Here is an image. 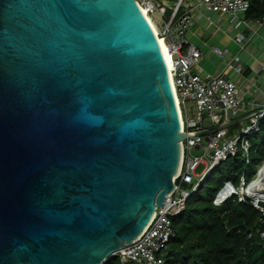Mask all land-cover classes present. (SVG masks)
I'll use <instances>...</instances> for the list:
<instances>
[{
	"label": "water",
	"instance_id": "1",
	"mask_svg": "<svg viewBox=\"0 0 264 264\" xmlns=\"http://www.w3.org/2000/svg\"><path fill=\"white\" fill-rule=\"evenodd\" d=\"M181 131L136 0H0V264L122 253L175 190Z\"/></svg>",
	"mask_w": 264,
	"mask_h": 264
},
{
	"label": "built area",
	"instance_id": "2",
	"mask_svg": "<svg viewBox=\"0 0 264 264\" xmlns=\"http://www.w3.org/2000/svg\"><path fill=\"white\" fill-rule=\"evenodd\" d=\"M136 1L140 8L147 10L149 16L158 13L162 19V30L158 31V37L169 50L173 67L170 74L182 115L181 133L187 138L181 143L182 163L179 175L174 180V192L167 197L163 208L156 210L151 223L138 240L125 246L123 252L116 256L120 257L122 264H130L125 259L139 264H163L168 245L175 236L173 219L183 213L187 200L221 163L236 157L241 151L248 164L251 140L259 134L264 119V101L249 103L252 110L247 113L239 86L231 78L244 72L239 56L228 60L221 73L204 75L199 66L202 51L185 35L202 18L216 31L221 29L218 25L224 21L234 30L247 29L256 35L264 27V17L259 20L246 18L251 0H198L195 4L176 0L171 6H167L163 0ZM216 16L219 17L217 24L213 20ZM245 40L242 33L235 37L239 45H243ZM213 52L221 58L227 53L218 48H214ZM237 120L240 122L226 127ZM211 129L218 130L199 135ZM194 152L201 155H194ZM261 167H264V163ZM259 175L248 185L244 178L238 187L231 182L226 183L214 204L220 206L234 197L239 202L249 199L253 207L264 213V206H261L264 200L247 194ZM260 235L264 239V233Z\"/></svg>",
	"mask_w": 264,
	"mask_h": 264
},
{
	"label": "trees",
	"instance_id": "3",
	"mask_svg": "<svg viewBox=\"0 0 264 264\" xmlns=\"http://www.w3.org/2000/svg\"><path fill=\"white\" fill-rule=\"evenodd\" d=\"M263 17L264 0H251L246 18ZM248 161L240 151L221 163L191 195L183 213L173 219L175 236L163 264H264V239L260 235L264 233V213L249 199L239 202L234 197L220 206L214 204L226 183L238 187L242 178H250L247 185L255 179L264 163V119L259 134L251 140ZM105 264L122 263L115 256Z\"/></svg>",
	"mask_w": 264,
	"mask_h": 264
},
{
	"label": "crops",
	"instance_id": "4",
	"mask_svg": "<svg viewBox=\"0 0 264 264\" xmlns=\"http://www.w3.org/2000/svg\"><path fill=\"white\" fill-rule=\"evenodd\" d=\"M217 19H219V17H214ZM206 20L205 18L200 19L195 27L194 30H192L189 34H190V41L192 42L194 39L195 41H197V43L192 42L194 44H196L202 51V59H209L211 55L217 56L219 59L224 60L225 56L227 54H229V51L227 49L225 50H221L218 46H214V47H208L206 41L203 40V27H201L200 23L202 20ZM221 23H223V27L224 24L231 26L230 24L221 21ZM233 28V27H232ZM221 32L224 31V29L220 30ZM218 31H213V35H216ZM235 31H239V30H235ZM244 34L246 37L245 42L243 43V47L242 51L243 54L242 56L240 55H236L239 56V58L241 59V62L244 66V72L241 75H233L231 76V78L237 83V85L239 86L240 92H241V98L244 101L246 107H245V111L247 113L251 112L252 108L249 105V103H255V104H259L262 103L264 101V27L261 28V30L258 32V34H253L252 32H250L247 29H242L239 33H237L234 37H233V41L235 42V37L238 34ZM199 41V43H198ZM237 44V43H236ZM224 45V44H223ZM228 45L225 44V46ZM239 45V44H237ZM241 46V45H240ZM250 48V50L246 53V48ZM208 48V51H206V49ZM214 48H218L221 51H226L227 53L225 54L224 58L219 57L218 55H216L213 52ZM244 51H245V55H244ZM235 57V56H233ZM232 57V58H233ZM231 58H229L230 60ZM224 63V62H223ZM226 66V64H225ZM225 66L221 69L218 67V69L214 70V68L209 67V69H206L205 67L201 68L203 70L204 75H208V76H212V75H216L221 73L224 69ZM212 71V72H210Z\"/></svg>",
	"mask_w": 264,
	"mask_h": 264
},
{
	"label": "rangeland",
	"instance_id": "5",
	"mask_svg": "<svg viewBox=\"0 0 264 264\" xmlns=\"http://www.w3.org/2000/svg\"><path fill=\"white\" fill-rule=\"evenodd\" d=\"M163 1L165 2V4L167 6H171L172 3H174L176 0H167V1L163 0ZM188 1L189 2L192 1L193 4H195L198 0H187V2ZM150 17H151L153 23L155 24V26L157 27L158 31L161 32V30H162V28H161L162 19H161L160 15L158 13H153L150 15ZM166 19H167V17L165 18V20ZM213 20L215 21V23L217 22L216 18H214ZM222 24L223 23H219L218 27L221 26L220 30L224 29V31L221 32L219 30L220 32H218L216 35H213L212 32L215 31V28L211 27L206 20L203 19L201 21L200 25H201V27H203L202 32L204 35L203 40L206 41L208 47L210 48V47L218 46L221 50L227 49L229 51V54H227L225 56L224 60H221L217 56H214V55H211L209 59H206V60L202 59L200 61V64H199L200 67L202 65V67H205L206 69H209V67L214 68V70L218 69V67L222 69L225 66V64L227 63V61L229 60V58H232L233 56H236V55L242 56L243 52H241L242 51L241 47H243L244 45H241V46L237 45L233 41V37L237 33H239L242 29H240L237 32L231 26L224 24V27H223ZM194 27L192 29H190V31L188 33H186V35H185V38H187L188 40H190L189 38H191L189 33L192 30H194ZM175 36L176 35H174V37ZM192 42L197 43V41H195V39ZM198 43H199V41H198ZM227 43H228V45L225 46V44H227ZM249 50H250L249 47L246 48V53ZM207 51H208V48L206 49L205 52H207ZM244 55H245V51H244ZM210 72H212V71H210ZM188 107H191V104H188ZM193 154L197 155V156L201 155L200 152H194ZM215 177L216 178L219 177L218 172H215ZM249 181H250V178L247 177L246 182L248 183Z\"/></svg>",
	"mask_w": 264,
	"mask_h": 264
},
{
	"label": "bare ground",
	"instance_id": "6",
	"mask_svg": "<svg viewBox=\"0 0 264 264\" xmlns=\"http://www.w3.org/2000/svg\"><path fill=\"white\" fill-rule=\"evenodd\" d=\"M141 10H142V13L145 15L146 19L148 20V22L150 23L155 35L158 38V42H159L161 51L163 53L164 59L166 61V64L168 66L169 74H170V72L173 69V67H172V62L170 60L168 47L165 44V42L160 40V38L158 37V29L155 26V24L153 23L152 19L150 18L147 10L142 9V8H141ZM170 78H171V74H170ZM171 82H172V78H171ZM172 85H173V82H172ZM174 91H175V89H174ZM247 194L251 195L253 197H256V198L264 200V167L261 169L259 178L253 183V185L251 186L250 190H248Z\"/></svg>",
	"mask_w": 264,
	"mask_h": 264
}]
</instances>
